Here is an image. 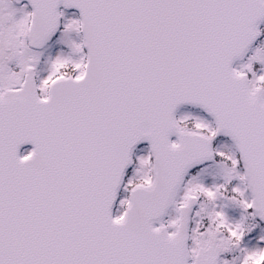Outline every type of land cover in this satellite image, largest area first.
I'll list each match as a JSON object with an SVG mask.
<instances>
[{
  "label": "snow or ice",
  "instance_id": "6c2138e0",
  "mask_svg": "<svg viewBox=\"0 0 264 264\" xmlns=\"http://www.w3.org/2000/svg\"><path fill=\"white\" fill-rule=\"evenodd\" d=\"M0 264H264V0H0Z\"/></svg>",
  "mask_w": 264,
  "mask_h": 264
}]
</instances>
